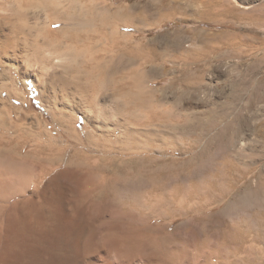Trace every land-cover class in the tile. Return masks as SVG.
I'll return each mask as SVG.
<instances>
[{"label": "rangeland", "instance_id": "1", "mask_svg": "<svg viewBox=\"0 0 264 264\" xmlns=\"http://www.w3.org/2000/svg\"><path fill=\"white\" fill-rule=\"evenodd\" d=\"M110 1L115 8L122 6L117 8L120 10L130 7V13L136 17L140 9L145 10L147 19L136 21L138 31L131 27L123 29L127 35V47L131 48L128 50L133 53L130 57L136 58V63L150 60L143 84L146 96L154 94L160 103L158 107L165 113L173 109L178 136L190 131L192 135L176 150L174 146L158 141H139L151 160L144 159L146 156L144 161L135 158L141 163L132 164L135 169L133 194L131 191L123 194L122 190L115 188L110 194L91 197L86 205L89 209L85 211L95 217L102 213L114 222L108 225L99 223L96 224L99 227L92 225L90 228L98 241L119 242L130 256H142L148 264H264V0ZM120 15L125 16L123 11ZM58 26L55 23L51 28ZM92 51L78 52L77 59L81 57L82 62L77 61L81 67L73 64V60H64L65 65H77L73 74L79 76L82 85L86 87L87 84L91 91L73 97L68 95L65 99L66 112L73 116L72 125L76 130L68 143L74 145L84 140L87 132L95 133L97 137L108 133L114 140L121 135L123 128L115 123L125 122V119L133 131H157L165 135L170 129L166 117L160 125L150 124L148 113L140 109L136 111L142 119L139 125L129 120L127 110L125 113L114 111L121 102L118 94L101 95L100 103L103 99H111L114 106L108 117L101 118L95 110L88 111L86 104L101 84L95 77L96 70H91L92 62L89 61H92V55L95 56ZM10 69L17 83L12 89L19 98L15 95L10 98L5 91L0 92V96L17 108L12 112L16 116L14 123L29 128L30 121L37 118L44 121L46 126L43 127L51 136L59 138L64 131L54 123L40 98L38 85L29 77L21 78L15 67ZM173 76L175 82L171 80ZM81 110L88 111L87 120ZM100 123L107 124L108 130L95 128ZM222 133L230 135L225 137ZM76 145L86 154L95 156L90 148L84 150L82 144ZM30 148L28 145L24 153ZM222 151L230 154L228 165L218 167V163L224 161L221 160ZM151 164L152 167L159 165L161 172L150 175L146 168ZM244 166L253 186L258 185L257 197H248L243 209L237 205L239 194L230 210L223 211L225 205L221 204L205 211L203 204L209 201L203 191L218 195L219 189L209 186L204 176L238 177ZM44 182L38 190L42 189ZM222 184L228 187L226 182ZM38 190L34 192L28 188L20 197H34ZM68 196L69 193L65 194ZM257 206L260 209L258 214L253 210ZM181 210H188L189 214L183 216ZM35 217H32L31 225L40 235L42 229L49 230ZM35 235L27 237V245L22 247V252L27 253L24 255L26 264H54L55 252L71 255L76 241H89L81 234L77 238L60 240L56 249L49 246L50 240ZM91 259L95 260V257L91 256Z\"/></svg>", "mask_w": 264, "mask_h": 264}, {"label": "bare ground", "instance_id": "2", "mask_svg": "<svg viewBox=\"0 0 264 264\" xmlns=\"http://www.w3.org/2000/svg\"><path fill=\"white\" fill-rule=\"evenodd\" d=\"M121 7L115 8L110 0H0V92L5 91L8 97L15 95V98H19L15 89H12L17 83L10 68L15 67L21 78L29 77L38 85L40 98L48 108L54 123L68 133H60L59 138H55L44 128V121L37 118L30 121L29 128L18 126L13 120L16 116L12 114L17 108L9 104L7 98L0 96V264H26L24 255L27 253L22 252V247L27 245L26 239H29L31 234L40 235L31 225V219L36 214V221L49 228H41L43 234L39 236V239L50 240L49 246L57 249L60 240L77 238L81 234L86 235L84 237L89 240L83 243L76 241L72 250L70 248L71 255L64 256L55 252L54 264L55 261H59L56 264H82L85 259V264H148L142 256H130L119 242L110 243L107 239L98 241L90 227L99 223L112 224L114 220L105 218L102 213L98 217L89 215L85 211L89 209L86 205L91 197L103 196L102 194L115 188L122 190L123 194L130 191L132 193L135 188V169L132 164L141 163L138 159L142 158L144 161L148 157L139 141H158L172 145L176 150L191 137L192 132L178 136L175 133L173 109L165 113L158 107L160 103L154 94L149 93L146 96L143 84L150 60L136 63V58L130 57L133 53L128 50L131 48L127 47V35L123 29L131 27L133 31H138L136 21L143 22L147 19V14L144 9H140L136 17L130 13V7L117 9ZM121 11L125 14L124 17H121ZM55 23L59 26L51 28ZM84 50H93L95 56L92 55V61H89L92 62L91 70H96L95 77L101 82L100 86L96 87V96L92 91L93 98L86 104L89 112L95 110L101 118L108 117L107 114L114 109L112 101L102 98L100 103V98L107 93L118 94L121 102L115 106L114 111L125 113L127 110L131 118L129 120L141 125L142 119L136 111L145 109L150 124L154 122V125H160L166 117L169 131L165 135L157 131H133L127 124L129 121L125 119V122L115 123L123 128L120 127L122 133L114 140L108 133L97 137L95 133L87 132L84 140L77 141L74 145L69 144L76 130L72 125L73 116L66 112L65 99L68 95L73 97L78 93L81 95L90 91L89 86H83L79 76L73 74L75 67L82 62L81 57L77 59L78 52ZM68 59L77 65H65L64 60ZM171 80L175 82L176 78L173 76ZM88 111H82L86 120L89 118ZM95 128L108 130L109 126L100 123ZM179 138L182 139L181 142L178 141ZM76 144H82L84 150L90 148L95 152V156L86 154ZM28 145L31 148L24 153ZM221 153V160L224 161L218 163V167L227 164L229 160V153ZM147 159L151 160L150 157ZM230 166H234L232 162ZM160 170L157 164L146 168L150 175H156ZM245 170V166L241 167L242 173L238 177L204 176L209 186L219 189L218 195L209 194L208 190L203 191L209 201L203 204L204 210L224 204L223 211H228L234 206V200L239 194L241 197L237 205L243 209L248 197L256 198L258 185L253 186ZM43 181L45 182L42 189L38 190ZM223 182L228 184L227 188L223 187ZM238 182H241L240 186L237 185ZM28 188L34 192L38 190L37 195L21 198L20 195ZM138 190L140 191V188ZM68 193L67 198L65 194L67 196ZM43 210L46 213H43ZM253 210L256 214L260 211L258 206ZM180 214L184 216L189 214V211L181 210ZM97 225L96 227H99ZM91 256L95 257V260H92Z\"/></svg>", "mask_w": 264, "mask_h": 264}]
</instances>
